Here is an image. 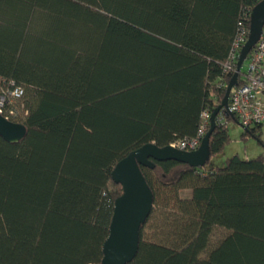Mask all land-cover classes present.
<instances>
[{"label":"trees","instance_id":"trees-1","mask_svg":"<svg viewBox=\"0 0 264 264\" xmlns=\"http://www.w3.org/2000/svg\"><path fill=\"white\" fill-rule=\"evenodd\" d=\"M261 1L0 0V96L22 90L4 114L26 128L18 144L0 138V264H100L114 167L197 135ZM231 120L217 114L211 158ZM262 126L243 136L260 143ZM210 160L140 166L153 206L129 264H264V156Z\"/></svg>","mask_w":264,"mask_h":264},{"label":"water","instance_id":"water-1","mask_svg":"<svg viewBox=\"0 0 264 264\" xmlns=\"http://www.w3.org/2000/svg\"><path fill=\"white\" fill-rule=\"evenodd\" d=\"M263 25L264 0L252 10L248 37L240 50L235 71L226 86L221 104L210 116L209 129L196 151L185 152L169 146L158 148L147 144L116 164L111 178L115 184L121 186L122 195L114 202L109 234L102 246L100 264H129L136 257L140 228L148 219L153 206V195L140 166L153 169V161L172 160L190 167L202 168L210 160L209 139L216 127L215 118L222 109H227L230 93L238 84V76L247 56L260 39ZM25 135L26 128L23 124L8 121L0 114L1 139L9 144H18Z\"/></svg>","mask_w":264,"mask_h":264},{"label":"built area","instance_id":"built-area-1","mask_svg":"<svg viewBox=\"0 0 264 264\" xmlns=\"http://www.w3.org/2000/svg\"><path fill=\"white\" fill-rule=\"evenodd\" d=\"M248 37V35H247ZM247 37L242 31L234 41L227 62L224 65V73L235 71L237 59L245 44ZM244 82L240 86L232 89L227 109H222L225 114L234 116L238 124L244 129L258 125H264V25L260 39L247 56ZM23 92L20 88H14L0 96V114L8 121L12 122L15 114L10 112L4 114L6 106L11 105L13 100L19 99ZM202 122L197 135L190 140H177L169 147L185 152L196 151L203 137L207 133L210 124V114L202 113Z\"/></svg>","mask_w":264,"mask_h":264},{"label":"rangeland","instance_id":"rangeland-1","mask_svg":"<svg viewBox=\"0 0 264 264\" xmlns=\"http://www.w3.org/2000/svg\"><path fill=\"white\" fill-rule=\"evenodd\" d=\"M247 60L244 62L242 72L245 71ZM229 142L224 148L222 155L211 158L208 167H223L227 158L237 155L241 160H252L259 155L264 156V125L261 128L260 143L251 136H243L244 128L234 121H229L228 125ZM188 193H185L187 196ZM214 240L222 238L223 232L216 231Z\"/></svg>","mask_w":264,"mask_h":264}]
</instances>
